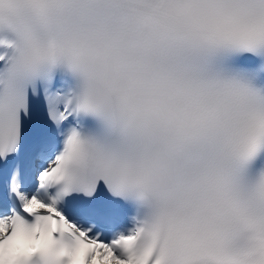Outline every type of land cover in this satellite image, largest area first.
<instances>
[{
  "label": "snow or ice",
  "instance_id": "snow-or-ice-1",
  "mask_svg": "<svg viewBox=\"0 0 264 264\" xmlns=\"http://www.w3.org/2000/svg\"><path fill=\"white\" fill-rule=\"evenodd\" d=\"M0 264H264V0H0Z\"/></svg>",
  "mask_w": 264,
  "mask_h": 264
}]
</instances>
